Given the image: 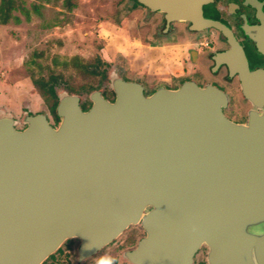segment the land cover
Listing matches in <instances>:
<instances>
[{
	"label": "water",
	"instance_id": "obj_1",
	"mask_svg": "<svg viewBox=\"0 0 264 264\" xmlns=\"http://www.w3.org/2000/svg\"><path fill=\"white\" fill-rule=\"evenodd\" d=\"M136 1L166 22L221 32L230 47L214 58L253 107L237 122L213 84L145 94L111 73L113 98L93 89L85 110L78 94L58 93L55 125L39 111L17 128L0 113V264H41L70 238L81 260L135 224L143 235L122 251L131 264H192L202 243L209 264H264V231H254L264 222V67L249 69L231 30L203 15L213 0ZM259 17L243 29L264 53Z\"/></svg>",
	"mask_w": 264,
	"mask_h": 264
},
{
	"label": "rangeland",
	"instance_id": "obj_2",
	"mask_svg": "<svg viewBox=\"0 0 264 264\" xmlns=\"http://www.w3.org/2000/svg\"><path fill=\"white\" fill-rule=\"evenodd\" d=\"M15 1L29 9V19L25 20L15 9L12 13L20 17V22L9 19L0 23V113L12 114L17 128L24 125L23 116L27 112H44L49 121L54 122L47 103L31 82V75L46 76L49 70L60 73L55 85L57 95L61 91L75 93L68 88H78L81 83H98L97 89L110 99L113 95L109 86L111 73L139 80L144 90L150 92L158 85L169 84L168 78L174 77L160 74L161 68L157 67L163 70L167 63L176 68L178 62L189 64L184 58L185 50L191 47L187 43L191 33L185 28L186 22L172 21V32L157 38L162 27L161 13L150 11L133 0H70L72 6L64 0ZM32 3L38 4V12L31 8ZM213 32L211 29L201 31L198 40L211 45ZM200 46L196 42L192 47L199 49ZM170 51L174 54L168 57ZM74 55L89 63L88 68L96 72H81L70 61L63 67L62 61ZM176 57L181 59L177 61ZM101 70L104 77L99 76ZM80 90L77 93L80 101L88 100L90 91ZM229 95L231 108L227 109V115L243 120L238 89L233 87ZM246 105L244 102L243 107ZM142 233L138 224L130 225L117 238L81 260L77 258L78 239L70 238L69 242L65 240L61 244V252H56L47 262L96 264L99 257L107 254L113 256L117 264H130L122 257V251L132 246ZM202 259L198 252L192 264Z\"/></svg>",
	"mask_w": 264,
	"mask_h": 264
},
{
	"label": "flooded vegetation",
	"instance_id": "obj_3",
	"mask_svg": "<svg viewBox=\"0 0 264 264\" xmlns=\"http://www.w3.org/2000/svg\"><path fill=\"white\" fill-rule=\"evenodd\" d=\"M206 5L207 6L203 5V15L205 17L218 19L231 30L234 38L236 39L237 43L240 45L243 51L248 68L255 69L258 67H264V53L258 50L256 41L251 39L245 33L243 29V24L245 23L251 27H259L261 25V19L259 16H260V13L264 16V0H213L212 2ZM211 7H213L216 10V15H214L213 13H208L207 8H211ZM161 21H162V27L160 31L163 34H161L160 32V34H157V38L162 37V35L168 34L172 32L173 30V28L171 27L172 21L166 22L162 13H161ZM188 25H189L188 22H186L185 28L189 33H191L189 37V42L187 43L191 44V47H188L185 50L186 55H184V58L187 59V62L189 64L187 66L184 63H182L180 67V70H181L180 73L171 72L170 76H174V77L169 78V84L159 85V86L175 88L182 81L187 80V79H191L195 81L198 85H205L208 83L213 84L219 87L220 89H222L223 91H225L228 95L227 104L222 109L224 114L231 120L237 121L227 115V109L231 108L229 104V100H230L229 91L233 90V87H235L239 91V97L242 101L240 104V108L243 110L242 114H244L243 120L237 121V122H242V121L244 122L246 120L248 110L252 108L253 106L241 94L237 73L231 72L226 63L216 62L214 58L217 53L223 52L230 47L228 41L226 40V38L221 32H219L218 30L214 28L205 29V30L211 29L214 31L212 35L210 36L211 45L208 42L199 41L198 37H199L200 32L205 31V30L193 31L188 28ZM253 33L257 37H260V36L262 37V34H263V33L262 34L259 33L258 31L257 32L253 31ZM196 42L201 44L199 49H194L192 47ZM136 81L140 82L139 80H136ZM144 93L147 94L149 92H146L144 90ZM112 98H113V95H112ZM244 102H246L247 105L243 107ZM22 127H24V125ZM254 231H257V232L264 231V222L261 223L259 227H257V229H254ZM142 235L138 236L134 240V244L132 246H128V248H126L125 250L133 247L136 241ZM78 243H79V240H78ZM198 252L202 254L203 261L199 260L196 262V264H199V263L203 264V262L204 264H209L207 262L208 246L205 243H202L199 246V248L195 251L194 256ZM194 256H193V261H194ZM126 262L129 263L127 260Z\"/></svg>",
	"mask_w": 264,
	"mask_h": 264
},
{
	"label": "trees",
	"instance_id": "obj_4",
	"mask_svg": "<svg viewBox=\"0 0 264 264\" xmlns=\"http://www.w3.org/2000/svg\"><path fill=\"white\" fill-rule=\"evenodd\" d=\"M133 1L135 4L137 3L136 0H133ZM64 2L68 6L73 5V3H71L70 0H64ZM204 6H207V5H204ZM31 8L35 12H38L39 6L36 3H32ZM15 9L19 10L21 14H23V17L25 20L29 19V9L23 6L22 3L16 2L15 0H0V23H6L9 21V19L14 21L15 23L20 22V17L12 13V11ZM207 9H208V13H213L214 15H216V10L213 7L207 8ZM69 61L72 63L74 67L78 68V70L81 72L88 71L90 74L92 73L94 74L96 72L94 69L88 68L89 63H86L85 61H83L81 58H79L76 55L70 57L69 59H64L62 61L63 67H66L69 64ZM99 76L104 77L103 70L99 71ZM58 77H61V74L53 72L51 70L47 72L46 76L33 77L31 75L32 84L37 88L43 100L47 103V108L49 112L51 113L53 120H54L52 124L57 123L58 121V116L55 113V105H56L57 98H58L57 93L55 91V85L57 83ZM98 87H99L98 83L91 84V83L85 82V83H81L78 88L69 87L68 89L69 91L75 92V94H77L79 91H81L80 89L89 92L93 89H97ZM110 92L111 94H113L112 91ZM102 94L105 96L104 92H102ZM89 105H90L89 100L80 102V106L83 110L87 109ZM27 113H30V112H27ZM66 241L69 242L70 239H66ZM61 250H62L61 247H58V249L55 252L51 253L46 259H44L41 264H50L49 262H47L48 259H52L54 257V254L56 252H61ZM199 264H202V263H199Z\"/></svg>",
	"mask_w": 264,
	"mask_h": 264
},
{
	"label": "crops",
	"instance_id": "obj_5",
	"mask_svg": "<svg viewBox=\"0 0 264 264\" xmlns=\"http://www.w3.org/2000/svg\"><path fill=\"white\" fill-rule=\"evenodd\" d=\"M170 52H172V51H170ZM174 54V51L172 52V53H170L169 55H168V57L170 56H172ZM176 59H178L177 61H179V58L178 57H176ZM162 60H165L164 59V57H162ZM177 66H179L178 68H176L174 65H172V63H167V66H165L164 68H163V70H162V67H157V69L159 70V68H161L160 69V74H162V75H164V76H167V78L169 77V75H170V73L171 72H177V70L178 71H180V67H181V65H180V63L178 62V64H176ZM165 68H166V71H165ZM162 72V73H161ZM179 73V72H178ZM169 79V78H168ZM159 86V85H158Z\"/></svg>",
	"mask_w": 264,
	"mask_h": 264
},
{
	"label": "clouds",
	"instance_id": "obj_6",
	"mask_svg": "<svg viewBox=\"0 0 264 264\" xmlns=\"http://www.w3.org/2000/svg\"><path fill=\"white\" fill-rule=\"evenodd\" d=\"M84 247L85 250H89L91 249L92 246L88 244L85 245ZM96 264H117V261L113 256L105 254L96 260Z\"/></svg>",
	"mask_w": 264,
	"mask_h": 264
}]
</instances>
